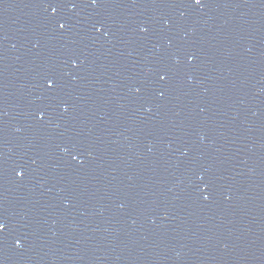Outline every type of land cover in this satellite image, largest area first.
Masks as SVG:
<instances>
[{
  "label": "water",
  "instance_id": "obj_1",
  "mask_svg": "<svg viewBox=\"0 0 264 264\" xmlns=\"http://www.w3.org/2000/svg\"><path fill=\"white\" fill-rule=\"evenodd\" d=\"M72 2L0 0V264H264V0Z\"/></svg>",
  "mask_w": 264,
  "mask_h": 264
},
{
  "label": "snow or ice",
  "instance_id": "obj_2",
  "mask_svg": "<svg viewBox=\"0 0 264 264\" xmlns=\"http://www.w3.org/2000/svg\"><path fill=\"white\" fill-rule=\"evenodd\" d=\"M99 0H91V3L93 5L98 4ZM202 2V0H194V3L196 4H200ZM46 5L47 7H51L53 12L55 13L56 11H58L61 7L64 6H70V7H75V4L72 2V0H46ZM67 23V21H65V23H60L59 27L61 29H63L65 27V24ZM97 31H100V28H97ZM165 77H161V79H164ZM46 85L49 89H54L56 87V81L52 78H49L46 81ZM75 158V157H74ZM22 172H18L17 175H22ZM7 227L6 223L0 219V232H2L5 228Z\"/></svg>",
  "mask_w": 264,
  "mask_h": 264
}]
</instances>
